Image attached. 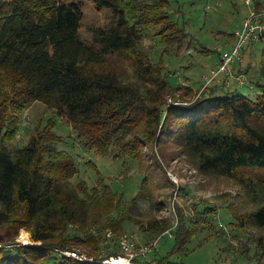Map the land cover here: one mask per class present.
Returning a JSON list of instances; mask_svg holds the SVG:
<instances>
[{
  "label": "trees",
  "instance_id": "16d2710c",
  "mask_svg": "<svg viewBox=\"0 0 264 264\" xmlns=\"http://www.w3.org/2000/svg\"><path fill=\"white\" fill-rule=\"evenodd\" d=\"M256 1L264 5V0ZM96 3L113 14L107 25L94 28L92 40H86L80 33L85 16L80 2L0 0V264H91L61 251L94 242L96 252L107 241L110 256L122 252L118 237L134 234L137 226L146 242L171 229V217H154L145 224L130 215L142 201L163 211L166 202L159 191L175 186L155 152L153 166L146 165L147 149L153 151L155 145L164 151L162 146L176 144L203 175L235 181L257 208L247 213L226 208L228 224L264 231V48L255 99L224 84H211L201 88L205 90L196 94L198 98L183 101L174 96L171 103L168 99L179 88L171 83L173 72L153 61L141 44L157 27L165 53L182 49L189 32L186 22L175 17L172 1ZM231 36L237 39V33ZM118 55L134 64L130 76L103 65ZM244 78L247 82L238 80V88L251 83ZM194 92L190 89L186 95L192 97ZM35 100L67 118L85 147L137 163L144 177L131 204L125 190L105 181L97 164L91 165L97 179L94 186L78 177L80 164L72 151L56 148L61 136L53 124L23 148L8 149L7 143L20 130L19 112ZM218 209L197 203L192 209L195 217L181 215L176 246L166 256L156 253L152 262L177 264L171 254L188 252L191 240L211 232ZM198 222L203 223L201 230ZM22 228L31 230L35 243L7 246L16 244ZM260 237L254 250L264 246V236ZM102 257L99 250L94 255Z\"/></svg>",
  "mask_w": 264,
  "mask_h": 264
},
{
  "label": "rangeland",
  "instance_id": "374dc122",
  "mask_svg": "<svg viewBox=\"0 0 264 264\" xmlns=\"http://www.w3.org/2000/svg\"><path fill=\"white\" fill-rule=\"evenodd\" d=\"M66 1L72 2L73 0ZM74 1L82 4V9L85 13L80 29L81 36L86 40H92L94 28L107 25L111 20L113 10L108 7L99 9L96 0ZM171 1L175 17L181 23L186 22V28L189 32V35L181 43L183 45L182 49L178 53L173 50V52L165 53V45L162 44L160 36L156 35L158 32L157 27H153L146 33V38L141 44V48L151 53L153 61H161L166 64L170 74L173 72L171 74V83H175L179 88L177 89L178 91L173 93L172 98L168 99V102H172L174 96H180L183 101H189V98L192 100L198 98L197 95L200 96L203 93L202 90H205L201 89L205 83L204 76L211 75L213 68L217 67L220 62L221 50L226 51V49L233 47L234 41L232 42L230 38L231 33L239 31L248 9L244 0ZM263 48L264 41L249 45L246 48L243 60L240 62L236 61L232 66L233 70V68H238L240 63H243L242 66L244 65L246 68H241V70L248 71V80L251 83L236 88V84L239 83L231 81V86L227 85L226 87H231L234 93L242 92L250 95L253 99L257 97L260 90L255 80L258 78V70L263 59ZM103 65L109 69L122 72L124 76H130L135 69L134 64L122 55L109 57ZM225 77L226 74H223L217 79L223 82ZM235 78L238 77L235 76ZM217 79L211 84L216 83L215 86H218ZM254 85L256 86L255 88H253ZM190 89L195 91L192 97L186 95V91ZM209 89L211 88L209 87ZM18 116L21 124L20 130L16 139L7 143L8 149L15 151L23 148L30 142L32 136L38 135L39 131L45 128L46 125L53 124L54 126L51 127L57 135L61 136L56 148L58 150L72 151L80 164L78 177H83L89 182L91 187L94 186L97 183V179L94 176L95 174L91 168L93 166L91 165L93 163L97 164L106 177L105 181L113 183L120 191L121 189L125 190L127 202L129 204L132 203L131 199L139 191V185L144 177L139 172L137 163L128 161L126 157L104 156L94 148L85 147L79 141L73 124L64 116L62 117L57 109L46 106L42 101L35 100L30 102L22 109V112H19ZM159 147L155 145L153 151H150V149H147L148 151L145 150L148 152L146 165L153 166L152 163L155 161L152 156L155 152L156 158L168 174L169 179L175 183V186L163 187L160 191L158 190L160 195L164 194L163 201L166 202L163 211H154L148 202L142 201L140 206L137 204L134 207L135 209L130 212V215L135 220L139 219L145 224L154 217L158 219L171 217L173 227L175 224L173 217L175 215L180 218L183 214L190 218L195 217V213L192 210L195 204L200 203L202 206L203 203L215 205L219 209L215 215V221L213 220V230L204 236H197L191 240L188 244L190 249L188 252L179 251L171 254L172 260L177 262V264H229L230 262H236L237 264H257L259 262V264H264V246L262 245L259 250H254L261 238L260 236H264V231L256 228H250L246 231L241 230L239 226L228 224L230 220H228L229 215L226 208L230 207L232 212L244 213L257 208L255 204L243 196L241 187L227 177L217 178L203 175L195 169L191 161L186 158L176 144L162 146L161 148L164 151H161ZM161 178L163 182L165 180L164 173L159 175V181ZM180 218L179 222L181 221ZM197 224V228L201 230V224L203 223L198 222ZM234 228L236 229L232 231ZM1 231L0 229V233ZM131 232L134 233L133 237H135L136 243H147L144 240V233L138 229V226ZM236 232L241 233L242 236L236 235ZM19 234L16 244L7 246L14 248L15 245L27 246L35 243L33 234L28 228H22ZM111 235L112 232L110 231L108 237L110 238ZM122 236L118 237L119 241ZM175 238L176 234L175 237L165 234L159 241L160 244L155 252H152L149 258L143 259V261H149L152 264L156 253L158 256H166V254L172 252V249L176 246ZM94 244V242H91L87 246L77 247L76 251L78 254H85L89 257H84L83 261L94 264L95 262L91 257H94L98 250L102 256L107 255L109 250L106 247L107 241L100 243V245L98 244L102 247L96 249V252ZM38 245H41V243ZM0 246H2V243H0ZM243 251H246V253ZM241 254L245 255L246 258L240 259ZM251 255H256L255 259ZM74 258L77 259L78 257L74 256ZM78 260L81 261L82 259Z\"/></svg>",
  "mask_w": 264,
  "mask_h": 264
},
{
  "label": "built area",
  "instance_id": "2783aa9c",
  "mask_svg": "<svg viewBox=\"0 0 264 264\" xmlns=\"http://www.w3.org/2000/svg\"><path fill=\"white\" fill-rule=\"evenodd\" d=\"M262 1V0H261ZM264 3V1H262ZM247 6V13L245 14V19L242 22L241 28L237 31V39L232 48L226 49V51L221 50L220 62L216 68H213L211 75H205V83L203 88L209 86L223 74H226L224 79V85H231L232 77V66L236 61H242L244 58L245 49L247 46L258 42L264 41V5L259 6L256 0H244ZM247 82L244 77L239 78V83L243 84ZM171 102V101H170ZM173 102V101H172ZM171 102V103H172ZM179 216L175 215L173 218L174 225L171 229H168L161 236L152 238L147 243H136L135 240L131 238L134 236L130 233L123 234L120 244L122 245V252L118 254H111L110 256H103L102 259H91L95 263L100 264H145L140 260L148 259L149 255L158 248L161 238L165 234H170V236L175 237L176 226L179 222ZM110 251V248L108 252ZM65 255H73L78 257L77 259H82L84 257L89 258L85 254H78L76 250L61 251ZM152 264H159L157 262H152ZM234 264V263H231ZM236 264V263H235Z\"/></svg>",
  "mask_w": 264,
  "mask_h": 264
},
{
  "label": "crops",
  "instance_id": "0c3cea01",
  "mask_svg": "<svg viewBox=\"0 0 264 264\" xmlns=\"http://www.w3.org/2000/svg\"><path fill=\"white\" fill-rule=\"evenodd\" d=\"M242 25V24H241ZM235 33H237V31L235 32ZM230 38L232 39V42H233V44H235V42H236V38H234V37H232V36H230ZM254 44V43H253ZM253 44H251V45H253ZM248 47V46H247ZM246 47V48H247ZM245 52H246V49H245ZM242 64L243 63H240V66L238 67V68H233V73H234V76L232 77V82H234V81H236V83H238V80H239V78H241L242 76H244V77H246L247 79H249V77H248V71L247 70H245V71H242L241 70V68H246L244 65L242 66ZM212 72V71H211ZM235 76H237L238 78H235ZM205 80V79H204ZM220 79H217V84H224V81L222 82V81H219ZM216 84V83H215ZM204 85V84H203ZM238 84H236V86L235 87H237L238 88V86H237Z\"/></svg>",
  "mask_w": 264,
  "mask_h": 264
}]
</instances>
